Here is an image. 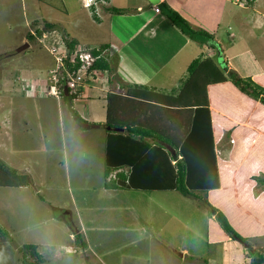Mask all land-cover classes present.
<instances>
[{"label": "rangeland", "instance_id": "rangeland-1", "mask_svg": "<svg viewBox=\"0 0 264 264\" xmlns=\"http://www.w3.org/2000/svg\"><path fill=\"white\" fill-rule=\"evenodd\" d=\"M260 5L257 10L264 14ZM92 10L83 8V0H0V161L33 180L21 191L0 187V229L5 235L0 238V264H22L26 245L36 246L43 257L37 264H240L242 246L221 236L211 210L199 200H204L203 193L193 198L176 191L106 190L107 114L105 121L93 122L98 120L92 113L89 120L77 122L60 95L48 96L47 79L53 80L57 67L51 47L56 42L66 47L71 38L62 36L64 29L82 40L83 29L95 36L86 21ZM250 13L254 18L255 10ZM260 21L256 33L264 36V18ZM49 23L56 25L54 32L45 26ZM254 42L248 40L251 47ZM218 65L226 66L222 57ZM19 70L25 77L26 72H43L38 79L45 78L40 81L44 87H30ZM185 75L174 81L175 87ZM61 76L58 70L56 80ZM92 107L101 118L105 108ZM113 120L111 128L126 126ZM157 123L156 129L164 132ZM177 127L173 123L166 131L174 137ZM76 233L85 249L76 243ZM25 260L36 264L30 256Z\"/></svg>", "mask_w": 264, "mask_h": 264}, {"label": "crops", "instance_id": "crops-1", "mask_svg": "<svg viewBox=\"0 0 264 264\" xmlns=\"http://www.w3.org/2000/svg\"><path fill=\"white\" fill-rule=\"evenodd\" d=\"M240 1L105 0V4H98L99 11L92 7L95 16L101 18L97 17V21L90 15L86 21L89 29L96 30V35L86 29H83V40L68 35L83 46H106L112 71L99 73L93 80L84 82L73 103L79 105L76 107L79 115L87 121L93 113L98 120L93 122H99L107 114L106 122L113 118L123 125L151 122L154 128L160 122L164 132L176 123L179 131L174 139L179 144L188 132L184 125L191 123L193 112L179 105H166L162 96L168 93L176 95L172 92L178 88L174 81L187 73L193 60L211 59L219 70H234L239 76L249 77L264 88V36L256 33V29L263 25L260 19L264 18L257 6L261 4L260 7L264 8V3L251 0L247 5ZM162 4L177 12L193 29L210 34L213 37L211 43L191 39L174 26L163 11L156 13L154 9H162ZM109 7L125 9V12L111 13L107 11ZM250 8L255 10L254 18L253 14H246ZM60 34L57 31L56 38H60ZM250 38L257 41L251 44L256 47L248 44ZM220 57L225 61V67H219ZM40 63L44 65L42 61ZM18 73L25 77L23 70ZM26 73V84L29 78L30 87L38 84L44 87L40 81H45V78L38 79L45 76L43 72L34 76ZM206 91L219 188L209 190L204 196L239 235L248 239L253 248L259 247L264 251V188L256 180L264 176V106L240 92L230 81L210 84ZM150 97L158 101L151 102ZM93 104L105 108L101 118L93 110ZM108 127H105L106 132L125 134L124 129L115 131ZM18 189L21 191L23 188L15 190ZM216 194L221 197L219 201ZM210 215L215 220L214 213ZM217 226L220 228L218 223ZM221 234L229 239L224 231ZM234 248L239 251L235 245ZM224 255L226 253L222 252L221 257ZM239 258L242 260L240 264H249L250 259L244 249ZM227 263L239 264L235 261Z\"/></svg>", "mask_w": 264, "mask_h": 264}, {"label": "trees", "instance_id": "trees-1", "mask_svg": "<svg viewBox=\"0 0 264 264\" xmlns=\"http://www.w3.org/2000/svg\"><path fill=\"white\" fill-rule=\"evenodd\" d=\"M161 8L159 10L164 12L169 21L188 37L211 43L213 37L210 34L193 29L187 21L166 4H162ZM108 10L116 14L125 12V9L114 7H109ZM92 18L97 20L94 12ZM45 26L49 28V31L56 29L55 24L49 23ZM62 34L64 38H69L65 30L62 31ZM27 38L33 39L34 37L27 34ZM66 44L70 54L73 47L78 43L75 39H71ZM106 51V46L102 45L91 52L94 61L89 66L87 74L92 78L85 77L82 80L83 85L86 80H93L99 73L112 71ZM200 60L195 59L190 63L185 80L176 90L172 91L176 95L168 93L162 96V101L166 105H179L181 108H190L193 112L191 113V123L184 125L188 128L186 136L179 141V144H176L173 135L168 132H161L149 123H147V126L138 124L119 125L118 127L124 128V132H127L126 135L107 132L106 168L104 170V188L106 190L176 191L185 197L198 198L199 195L201 196L209 190L219 188L206 86L230 81L240 92L251 99L259 101L263 106L264 88L249 77L239 76L234 70H219L211 59ZM79 67L80 63L78 62L72 68L69 66V70L76 73ZM146 89L148 88L146 87ZM60 96L67 103L72 118L77 122H85L72 108V101L77 99L78 95L69 94L65 96L63 90H61ZM150 98L151 102L158 101L155 97ZM110 124L111 122L108 121L105 125L111 126ZM109 129L114 128L109 127ZM125 168H127V171L124 170ZM256 180L264 188V176ZM31 182L32 180L28 174L19 173L16 169L10 168L0 161V187L17 189L30 186ZM196 192L203 194L197 195ZM199 200L203 201L214 213L216 222L229 238L238 242L248 253L249 264H264L263 250L260 252L254 250L248 239L239 235L229 224L226 217L207 203L205 196L204 200L202 198ZM2 236L5 235L0 229V238ZM75 238L78 246L85 249L86 243L79 233L75 234ZM23 250H25L27 256L23 258L22 264H26L27 260L25 259L28 256L36 264L43 258L34 245H26L22 248ZM205 263L207 264V262Z\"/></svg>", "mask_w": 264, "mask_h": 264}, {"label": "built area", "instance_id": "built-area-1", "mask_svg": "<svg viewBox=\"0 0 264 264\" xmlns=\"http://www.w3.org/2000/svg\"><path fill=\"white\" fill-rule=\"evenodd\" d=\"M95 0H84V6L86 8L90 7V4H92ZM154 11L156 13H159L160 10L159 8H155ZM58 45H53L51 47V54L55 57V63L57 65L56 69L53 70L52 73L53 75V80L52 85L50 86V89L48 91V94L51 96H58L60 93V88L58 84L63 81L65 85L71 90L72 93H79L82 85V80L85 77H88L89 75L87 74V70L89 69V66L92 64L94 61V58L92 54L90 53L91 49H85L81 46H76L73 50L72 53L69 54L68 56V49L67 47L60 46L59 43ZM80 63V67L77 70L76 73H72L69 70V66L71 68L73 65ZM61 70L62 71V76L58 80L55 78V73ZM89 78H92L89 76ZM59 82V83H58Z\"/></svg>", "mask_w": 264, "mask_h": 264}, {"label": "clouds", "instance_id": "clouds-1", "mask_svg": "<svg viewBox=\"0 0 264 264\" xmlns=\"http://www.w3.org/2000/svg\"><path fill=\"white\" fill-rule=\"evenodd\" d=\"M251 0H245V4H247L248 2H250ZM99 3H102V4H105V0H95L92 4H90V7L89 8H86L85 6H84V0H83V7H85L86 9H91L92 7H97L98 6V4ZM62 38V36H60V39ZM56 43H59V42H56ZM66 44V43H65ZM76 46H81V47H83V48H85V49H91L92 48V50L90 51V53L93 51V50H97L98 49V46H100V45H98V46H96V45H93V46H83V45H80V44H77V45H75L74 47H73V49H72V52H73V50H74V48L76 47ZM66 47H67V49H68V46H67V44H66ZM71 52V53H72ZM68 56H69V49H68ZM93 56V55H92ZM78 64V63H77ZM53 71V70H52ZM47 81L49 82V88H50V86L52 85V82L49 80V79H47ZM58 86H59V88H60V92H61V90H63L64 89V87H66L67 88V91H68V94H74V93H72L71 92V90L65 85V83L63 82V81H61L59 84H58ZM82 87H83V84L81 85ZM48 91H49V89H48ZM80 93V92H79ZM79 93H75V94H77V95H79ZM47 94H48V92H47ZM74 94V95H75ZM59 95H60V93H59ZM59 95L57 96V97H59ZM48 96H49V94H48ZM51 96V95H50ZM53 97H55V98H57L56 96H53Z\"/></svg>", "mask_w": 264, "mask_h": 264}, {"label": "water", "instance_id": "water-1", "mask_svg": "<svg viewBox=\"0 0 264 264\" xmlns=\"http://www.w3.org/2000/svg\"><path fill=\"white\" fill-rule=\"evenodd\" d=\"M63 92H64L65 96H68L69 95L66 87H64ZM108 129H109V127H108ZM122 130L123 129L115 128V131H122Z\"/></svg>", "mask_w": 264, "mask_h": 264}]
</instances>
